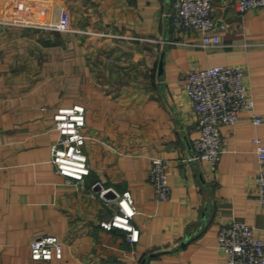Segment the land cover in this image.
Wrapping results in <instances>:
<instances>
[{
	"label": "crops",
	"instance_id": "1",
	"mask_svg": "<svg viewBox=\"0 0 264 264\" xmlns=\"http://www.w3.org/2000/svg\"><path fill=\"white\" fill-rule=\"evenodd\" d=\"M214 4L227 27L206 45L198 30L173 31L172 0H0V264H224L221 224L241 219L264 236L252 142L264 143V7ZM192 64L244 67L263 115L221 125L226 150L214 167L187 159L198 135L183 85ZM75 103L85 106L83 181L51 161L53 115ZM153 157L168 162L167 200L148 181ZM98 184L131 190L137 242L101 227L115 204ZM48 234L63 256L32 259L30 241Z\"/></svg>",
	"mask_w": 264,
	"mask_h": 264
},
{
	"label": "built area",
	"instance_id": "2",
	"mask_svg": "<svg viewBox=\"0 0 264 264\" xmlns=\"http://www.w3.org/2000/svg\"><path fill=\"white\" fill-rule=\"evenodd\" d=\"M236 6L240 11H246L264 7V0H236ZM215 9L214 0H172L167 15L173 31L198 30L204 44L216 45L221 41L220 32L227 23H217ZM244 74L245 68L240 65L189 66L183 85L196 113L198 135L192 141L188 160H206L214 167L226 150L221 125L236 123L243 111L251 112L253 123L263 121V115L254 109V98L244 82ZM85 124V106L80 103L58 107L53 115L58 136L51 145V161L59 174L76 181H83L90 172L84 148ZM252 142L259 166L255 175L257 200L264 206V143L258 136H254ZM148 181L157 199L170 198L172 189L168 182L167 160L152 158ZM98 186V196L106 204H115L110 218L100 221L101 227L122 229L128 242H137L139 229L132 223L137 209L131 190ZM217 247L225 254L224 264H264V236L256 234L253 226L241 219L233 218L220 225ZM29 249L32 259L50 260L63 256V242L57 235L34 238Z\"/></svg>",
	"mask_w": 264,
	"mask_h": 264
}]
</instances>
